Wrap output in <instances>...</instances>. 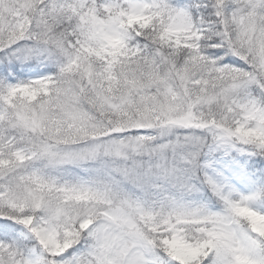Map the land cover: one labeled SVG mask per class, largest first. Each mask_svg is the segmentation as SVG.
Returning <instances> with one entry per match:
<instances>
[{
  "label": "snow or ice",
  "instance_id": "obj_1",
  "mask_svg": "<svg viewBox=\"0 0 264 264\" xmlns=\"http://www.w3.org/2000/svg\"><path fill=\"white\" fill-rule=\"evenodd\" d=\"M0 264H264V0H0Z\"/></svg>",
  "mask_w": 264,
  "mask_h": 264
}]
</instances>
